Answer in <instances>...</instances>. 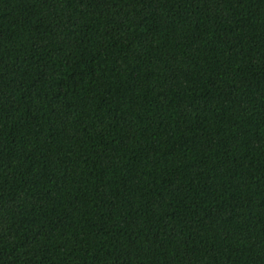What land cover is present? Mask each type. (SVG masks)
<instances>
[{
    "label": "trees",
    "instance_id": "1",
    "mask_svg": "<svg viewBox=\"0 0 264 264\" xmlns=\"http://www.w3.org/2000/svg\"><path fill=\"white\" fill-rule=\"evenodd\" d=\"M0 264H264V0H0Z\"/></svg>",
    "mask_w": 264,
    "mask_h": 264
}]
</instances>
